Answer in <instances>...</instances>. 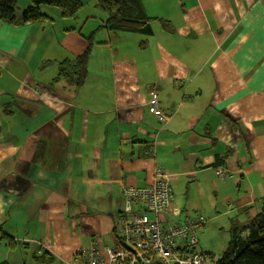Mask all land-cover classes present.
<instances>
[{
    "label": "crops",
    "instance_id": "1",
    "mask_svg": "<svg viewBox=\"0 0 264 264\" xmlns=\"http://www.w3.org/2000/svg\"><path fill=\"white\" fill-rule=\"evenodd\" d=\"M141 3L171 30L153 21L149 35L115 33L83 8L71 20L43 8L51 20L20 28L0 21V97L45 119L25 137L0 128V264H82L93 241L105 260L122 245L123 189L151 184L158 166L173 193L158 219L203 215L200 250L214 249L217 221L226 249L264 212V0ZM89 42L82 86L50 85ZM153 93L166 124L149 113Z\"/></svg>",
    "mask_w": 264,
    "mask_h": 264
},
{
    "label": "built area",
    "instance_id": "2",
    "mask_svg": "<svg viewBox=\"0 0 264 264\" xmlns=\"http://www.w3.org/2000/svg\"><path fill=\"white\" fill-rule=\"evenodd\" d=\"M179 83L175 82V86ZM149 101V113L160 124H166L168 117L158 108L155 94ZM220 181L228 175L221 167L216 169ZM124 211L127 218L117 221L118 238L121 246L107 250L104 260L98 251L96 241L81 250L82 264H216L217 259L196 251L197 234L203 230L207 220L201 214L186 217L181 223L164 226L158 219L161 212L168 211L173 200L172 188L158 166L154 181L144 188L123 189ZM141 210L132 212V207Z\"/></svg>",
    "mask_w": 264,
    "mask_h": 264
},
{
    "label": "trees",
    "instance_id": "3",
    "mask_svg": "<svg viewBox=\"0 0 264 264\" xmlns=\"http://www.w3.org/2000/svg\"><path fill=\"white\" fill-rule=\"evenodd\" d=\"M18 1L0 0V21L14 28L51 20L49 15L43 12V8L58 11V17L61 20L74 19L83 8L82 0H28V4L19 9ZM93 1L95 7L106 14V19L99 29L105 28L115 33L149 35L151 23L157 21L163 29L171 30L170 23L149 18L145 14L141 0ZM89 53L90 42L88 49L82 55L59 62L57 75L52 79L50 85L54 86L66 79L73 82L75 89L81 87L87 76ZM127 216L123 209L114 221L115 228L118 226L117 221L125 219ZM245 229L247 236L245 238L237 235L232 237L226 250L217 259L216 264H264V212L252 220ZM1 240L6 241V245L9 247L13 246L8 237L2 235ZM156 262L158 261H153V264Z\"/></svg>",
    "mask_w": 264,
    "mask_h": 264
},
{
    "label": "rangeland",
    "instance_id": "4",
    "mask_svg": "<svg viewBox=\"0 0 264 264\" xmlns=\"http://www.w3.org/2000/svg\"><path fill=\"white\" fill-rule=\"evenodd\" d=\"M25 2L28 3V0H24ZM83 2V13L85 11L92 12L93 11V16L98 19L96 22V25H100L102 21H104V18H106V14L102 10H96L95 8H91L89 6V3L86 0H82ZM22 3V0L18 1V6H20ZM156 11H158L156 9ZM102 19V21H100ZM160 24V23H159ZM67 25H65L66 27ZM53 73L54 69L53 68H48L47 73L49 74L50 72ZM38 73V72H37ZM56 74V67H55V73ZM51 78V77H50ZM70 80H62L60 83H63V85L67 86L70 85ZM10 96H3L0 97V101H2L1 98H5L6 101L3 105L0 103V128H1V135L8 137V136H15L19 138L20 136L25 137L26 134H30L31 131L34 129L32 126L33 125H38L41 122H43L45 119L42 118L41 115L35 116L29 109L28 106L21 103L19 100L11 97V100L13 103H10L9 101ZM10 103V104H8ZM11 106V108L8 110V108ZM8 111H11V115L7 113ZM2 140H0V144L2 145ZM5 157H4V150L1 146L0 149V162H4ZM136 208L133 206L132 207V212H138L135 210ZM140 209V208H139ZM223 223L220 221H217L213 225V231L211 234L208 235V239L213 242V245L215 246L214 249H201L202 251L206 252V254H209L213 256L215 259H218L222 253L226 250L221 247V245L218 242V237H216V232L219 228V225H222ZM199 249V246H197L196 251L201 252Z\"/></svg>",
    "mask_w": 264,
    "mask_h": 264
},
{
    "label": "water",
    "instance_id": "5",
    "mask_svg": "<svg viewBox=\"0 0 264 264\" xmlns=\"http://www.w3.org/2000/svg\"><path fill=\"white\" fill-rule=\"evenodd\" d=\"M234 236H235V232L233 231V232H232V237H234ZM154 264H161V263L156 262V263H154Z\"/></svg>",
    "mask_w": 264,
    "mask_h": 264
}]
</instances>
